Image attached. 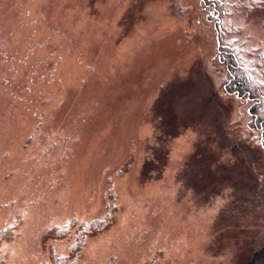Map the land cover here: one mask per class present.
I'll list each match as a JSON object with an SVG mask.
<instances>
[{"label": "rangeland", "instance_id": "obj_1", "mask_svg": "<svg viewBox=\"0 0 264 264\" xmlns=\"http://www.w3.org/2000/svg\"><path fill=\"white\" fill-rule=\"evenodd\" d=\"M262 133L264 0H0V264H264Z\"/></svg>", "mask_w": 264, "mask_h": 264}, {"label": "trees", "instance_id": "obj_2", "mask_svg": "<svg viewBox=\"0 0 264 264\" xmlns=\"http://www.w3.org/2000/svg\"><path fill=\"white\" fill-rule=\"evenodd\" d=\"M224 67H225V71H226V74L228 77L227 78L228 83L226 85V89H227V87H229V89H228L229 93H231L232 95L233 94H236V95L242 94L243 97H246L247 95L249 97H251L247 93V91L243 90L245 84L243 82L242 76L238 74L236 67L234 65H231L230 63H227V62H226V65H224ZM256 100H258V102H260L259 99H256ZM250 113H252V112H250ZM262 126H263V122H262ZM262 134H264V133H262ZM260 144L264 148V135H263V137L260 136Z\"/></svg>", "mask_w": 264, "mask_h": 264}, {"label": "bare ground", "instance_id": "obj_3", "mask_svg": "<svg viewBox=\"0 0 264 264\" xmlns=\"http://www.w3.org/2000/svg\"><path fill=\"white\" fill-rule=\"evenodd\" d=\"M151 27H152V23L148 24L147 28H151Z\"/></svg>", "mask_w": 264, "mask_h": 264}]
</instances>
